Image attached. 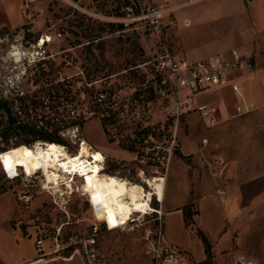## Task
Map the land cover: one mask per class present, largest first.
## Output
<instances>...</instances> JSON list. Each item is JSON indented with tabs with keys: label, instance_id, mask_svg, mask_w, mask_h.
<instances>
[{
	"label": "rangeland",
	"instance_id": "rangeland-1",
	"mask_svg": "<svg viewBox=\"0 0 264 264\" xmlns=\"http://www.w3.org/2000/svg\"><path fill=\"white\" fill-rule=\"evenodd\" d=\"M11 1L19 8L21 19L17 25L0 24V102L4 100L2 89L5 83L2 79L5 77L7 81L23 65L27 70L21 78L25 87L30 89L33 85H43L68 74V95L73 96V100L83 94L88 98L87 91L77 89L79 77L75 72L78 69H82L89 80L100 79L128 62L132 64L146 58L159 45L160 35L157 31L135 29L138 22L126 19L135 15V7L131 3H141L142 10L141 0ZM154 1L161 6L174 2ZM215 1L187 0L189 4L163 16L162 33L169 39L174 51L180 50L190 59L203 58L204 55L217 53L221 41L227 39L235 42L239 34H243V29L232 26L233 20L231 27L227 28L220 20L223 15L207 12ZM216 19L220 21L217 23ZM186 20L190 22L188 25H185ZM41 36H48L45 48L53 55L45 60L32 61L39 56L35 59L29 51H33L32 45ZM258 39L263 42L264 55V34ZM216 40L220 42L216 43ZM182 47L187 51L181 50ZM15 52L18 54L13 55ZM65 53L68 58L71 57L70 64L65 62ZM218 54L226 55L222 51ZM250 56L254 61L255 55ZM95 85H103V80ZM207 88L193 95L195 104L205 103L209 106L205 101L216 97V93ZM39 92L36 90L34 93ZM246 114L238 112L235 106L229 112V116ZM216 117L213 123H207V118L199 110L192 109L177 119L170 115L166 99L153 98L146 118L150 122L148 127L153 131L154 139L151 142L157 144L160 151L150 156L141 154L143 131L133 129L128 124L117 133L110 131L102 117L83 116L70 119L59 129L57 124H52L48 129L38 130L42 134L58 137L69 154H84L77 143L85 139L90 144V156L104 155V173L127 177L143 189H148V186L139 177L142 170L147 176L165 174V212L173 209L182 212L185 208L190 222L185 224L183 221V226H176L174 222L168 224V215H160L158 211L137 212L132 219L113 218V221L108 202L103 196L85 195L79 189L87 180L86 176L74 180L72 192L56 193L54 188L49 193L40 189V182L45 179L43 173L38 172L30 178L23 174L8 178L3 170L13 175L16 170L22 172V169L17 164L11 166L9 161L0 157V262L13 263L37 254L34 245L36 232L43 234L44 244L48 247L52 244L51 235L58 224L68 221L62 225L60 238L67 243L71 232L84 235L89 232L90 223L98 219L100 223L106 220L113 229L102 228L98 235L102 255L97 264H238L240 256L251 260L252 264H264V170L258 166L255 179L248 183L249 187L238 190L215 181L223 174L226 176L222 168L227 163L233 172L237 170V165H243L246 158L244 148H247V143L250 144L248 140L245 145L236 141L231 145L229 161L223 162L217 154L220 155V147L227 144L229 137L238 135L235 133L237 123L233 119L218 122L220 115ZM8 118L9 112L0 108L4 148L12 146L11 142L16 140H47L33 135L31 125L11 124L10 129L7 126ZM75 123L78 124L77 131L67 129ZM173 133L178 145L169 155L165 148L169 146ZM263 149L256 143L257 151ZM221 164H224L223 167ZM24 191L31 194L29 204H24L18 198ZM54 196L59 197V205L54 203ZM151 204L155 210H159L155 196ZM10 230H14L18 241L16 246L12 244ZM168 233L171 237L167 236ZM202 234L209 244L208 258ZM157 252H162L158 261ZM60 255L53 261L54 264H82L76 252L69 259L62 257L63 252Z\"/></svg>",
	"mask_w": 264,
	"mask_h": 264
},
{
	"label": "built area",
	"instance_id": "built-area-1",
	"mask_svg": "<svg viewBox=\"0 0 264 264\" xmlns=\"http://www.w3.org/2000/svg\"><path fill=\"white\" fill-rule=\"evenodd\" d=\"M141 2L143 3L142 10L135 12V15L126 17V19L138 22L134 26L135 29L142 28L159 33V45L153 48L146 58L123 66L119 70L105 74L102 78L95 80H89L84 71L78 69L75 72L79 77L77 89L82 92L87 91L89 95L86 98L83 94L82 97L74 100L73 96L68 95L66 90L70 77L68 74L60 75L43 85H33L29 89L23 85L21 80L27 71L26 66L23 65L22 69L15 72L13 76H9L7 81L4 79L5 77L2 79L5 83V88L2 89L3 101H5L6 110L9 112L7 126L11 129V124L15 126L31 125L32 130L38 131L48 129L52 124H57L59 129L70 119L82 118L83 116L102 117L105 120L106 128L110 131L117 133L122 126L127 124L132 125L133 129L139 128L143 131L141 154L150 156L158 154L160 151L158 145L151 142L154 139L153 131L148 127L150 122L146 118L150 113L153 98L166 99L170 106V115L177 119L187 111L197 109L205 119L207 118V123H213L214 109L205 103L194 104L193 95L211 85L230 84L231 88L237 91L238 84L232 80V77L235 72L249 70L253 67L251 56L236 49L230 50L229 54L226 55L217 53L198 59H190L185 55H180L174 51L169 39L162 33L163 16L170 12L172 7L158 5L154 0H141ZM46 41H49L48 36L45 38L41 36L32 45L34 49L29 51V54L35 59L39 56L37 60L32 61H41L52 57L53 54L45 48L44 43ZM64 59L66 64H70L71 57L68 58L67 53H65ZM260 69L264 83V64L260 66ZM101 80H103V85H95ZM36 90H40V92L35 94ZM235 107L238 112L250 110V107L246 105L235 104ZM67 129H75V132L78 130V124H72ZM3 136L4 133L0 129V152L5 149L2 146ZM37 140L41 139H35L32 142L16 140L11 143L14 145L23 142L31 145ZM82 140L84 139H80L79 142ZM44 142L46 143V141ZM176 145L178 142H176L175 133H173L170 137L169 146L165 148L167 154L170 155ZM3 172L6 177L12 179L21 174L27 178L34 177L40 171L24 174L19 169L13 175L8 174L7 170H3ZM69 172L77 177L80 176L77 170ZM48 185L42 181L40 182V189L51 193V188ZM18 198L24 204H29L31 194L24 191L18 195ZM53 201L59 205V197L54 196ZM65 223L68 221L55 226L51 235L52 244L48 247L44 244L43 234L34 233V245L37 248V254L26 264H54L53 261L58 259L61 256V251L70 244L74 245L72 251L62 257L69 259L76 252L79 254L82 264H97L100 255H102L98 235L102 228L107 230L113 228L108 226L106 220H101L100 223L97 219L90 223L88 233L78 236L71 232L68 236V242L63 243L59 236H61L62 225ZM161 255L162 252L156 253V261ZM237 262L238 264H252V261L244 256L238 257Z\"/></svg>",
	"mask_w": 264,
	"mask_h": 264
},
{
	"label": "crops",
	"instance_id": "crops-1",
	"mask_svg": "<svg viewBox=\"0 0 264 264\" xmlns=\"http://www.w3.org/2000/svg\"><path fill=\"white\" fill-rule=\"evenodd\" d=\"M186 1L187 0H174L173 3L166 4V6H170L172 7V10H174L184 4H189L186 3ZM207 12L213 15L216 13L223 15L221 16L223 20H220L227 28L233 20L232 26L234 25V27L243 29V34H239V37H237L238 39L235 42L227 39L225 42L216 40V43H222V45L218 47L217 53L222 51L229 54L230 50L237 49L244 54L255 55V63L253 61V67L251 69L234 73L232 80L238 84L237 91L233 90L230 84L211 85L207 89L213 90L216 93V97L205 101L214 109V117L217 116L216 118H218L220 115L217 119L218 122L230 121L233 119L234 122L237 123L235 133L238 135H232L233 137H229V141L226 142L227 144L220 147V155L217 154L223 162L227 163L229 161L231 157L230 148L233 143L239 141L241 144L243 142L245 145L247 140L250 142V144L247 143V148H244L246 150V158L243 165H237V170L233 172L228 163L226 166L221 164V167L224 165V168L222 169H225L224 173H226V176L223 174V176L221 175V177L215 180L217 182L221 181L222 184H229L230 188L238 190L244 187H249L248 183L255 179V172L257 171L256 168L258 166L262 167V170H264V149L261 152L256 150V143L260 145L261 149L264 148V83L260 69V66L264 64V55L262 48L263 42L258 39V36L264 34V0H248L247 3L243 0H216L215 5ZM20 19L19 8L17 5H14L13 1L0 0V24L8 26L17 25L20 22ZM220 20L216 19V22L218 23ZM189 23L188 20H186L185 25H188ZM218 25L219 24H217V26ZM180 49L187 51V49L183 47ZM176 52L180 55H184L180 50ZM205 56L206 55H204V57ZM235 104L250 107V110L246 112V116H229V112H232ZM239 126L243 127L240 128ZM249 136H251V138H249ZM212 182L213 180H211L210 183ZM163 202H165V189L163 201H158V209L161 211L159 214H163L164 216L168 215L166 217L168 224L169 222H174L176 226L181 224V226H183V211L181 212L179 209H173L166 213ZM13 231H11L10 235L13 246H16V242L18 241L15 239V233ZM167 236L171 237L170 233H168ZM20 240L23 239H19V241ZM35 256L36 254L33 257H27L26 259L23 258L21 261L19 260L13 263L0 262V264H26Z\"/></svg>",
	"mask_w": 264,
	"mask_h": 264
},
{
	"label": "bare ground",
	"instance_id": "bare-ground-1",
	"mask_svg": "<svg viewBox=\"0 0 264 264\" xmlns=\"http://www.w3.org/2000/svg\"><path fill=\"white\" fill-rule=\"evenodd\" d=\"M15 54L18 53L15 52L13 55ZM44 141L46 140H37L31 144L30 148L22 146L20 143L23 142L14 144L2 150L0 157L9 161L11 166L16 164L20 166L24 174L40 171L45 177L44 183L49 184L51 189L55 188L56 193L61 194L67 190L73 191V182L77 176L69 171L77 170L80 174L78 178L86 176L87 179L79 186V189L81 188L85 195L103 196L108 202L112 219L127 220L134 217L137 212H160L155 210L151 201L154 196L158 201H163L165 175L147 176L141 171L139 177L148 186V189H143L127 177L104 173V155L100 154L99 158L94 157L93 154L90 156V144L85 139L77 143L84 154H69L65 144Z\"/></svg>",
	"mask_w": 264,
	"mask_h": 264
},
{
	"label": "trees",
	"instance_id": "trees-1",
	"mask_svg": "<svg viewBox=\"0 0 264 264\" xmlns=\"http://www.w3.org/2000/svg\"><path fill=\"white\" fill-rule=\"evenodd\" d=\"M131 6L133 7H135V8H133V10H134V12H139L140 11V6H141V3H139V5H134V4H132L131 3ZM122 23L120 22L119 23V25H121ZM27 31H29V30H27ZM27 34L29 33V32H26ZM28 36V35H27ZM129 63V62H128ZM127 63V64H128ZM127 64H125L124 66H127ZM120 69V68H119ZM118 69V70H119ZM0 108H3V109H7V106H6V103H5V101H1L0 102ZM32 133H33V135H38L39 137H43V138H45V139H47L46 141H48V142H51V143H59V144H63V143H60V140H59V138L58 137H54V136H51V135H49V134H45V133H40V132H37L36 130H32L31 131ZM22 146H24L25 148H30V146H32V145H28V144H25V143H20ZM27 145V146H26ZM29 146V147H28ZM107 173V172H106ZM155 203H157V202H155ZM155 207L156 208H158L156 205H155ZM187 213H186V209L184 208L183 209V217H184V221H185V224H188L190 221H188L187 220ZM62 236V235H61ZM61 236H59V238H61ZM202 237H203V239H204V242H205V244H206V248H207V250H208V253H207V258L210 256V252H209V244H208V242H207V240H206V237L202 234ZM61 240V242H63V240L62 239H60ZM65 241H66V239H65ZM73 247H74V245H72V244H70V245H68V246H66L61 252H63L64 253V255H68L71 251H72V249H73Z\"/></svg>",
	"mask_w": 264,
	"mask_h": 264
},
{
	"label": "snow or ice",
	"instance_id": "snow-or-ice-1",
	"mask_svg": "<svg viewBox=\"0 0 264 264\" xmlns=\"http://www.w3.org/2000/svg\"><path fill=\"white\" fill-rule=\"evenodd\" d=\"M97 158H99V157H97Z\"/></svg>",
	"mask_w": 264,
	"mask_h": 264
}]
</instances>
